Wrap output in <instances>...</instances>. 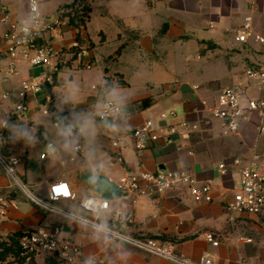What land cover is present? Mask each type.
<instances>
[{
  "label": "crops",
  "instance_id": "1",
  "mask_svg": "<svg viewBox=\"0 0 264 264\" xmlns=\"http://www.w3.org/2000/svg\"><path fill=\"white\" fill-rule=\"evenodd\" d=\"M76 1L81 0H60L57 12ZM85 1L91 11L94 0ZM42 2L39 0V8ZM0 9H5L13 20H24L29 16L28 0H0ZM110 17L117 21L118 27H114L113 33L119 46L114 56L108 59L100 56L104 65L127 58L130 67L146 60L154 67L175 66L182 59L189 66H198L194 71L201 78L179 81L173 86L171 81H178L176 73L162 69L166 85L160 96L156 99L140 98L124 91L128 86L126 75L111 72L106 67L102 79L98 75L101 92L93 95L89 103H95L97 99L101 102V107L95 112V122L100 124L101 130L108 132L104 137L105 142L110 140L109 153L104 156L95 140L86 139L70 126L67 131L77 134L76 144L72 143L75 136H71L70 143L62 141L57 147H45L41 152L45 158L41 156L39 160L34 157L35 140L28 134L40 125L21 122L26 117L33 119L42 113L40 105L32 101L27 115L9 123L1 154L6 159H20L17 171L34 195L47 197L53 182L66 179L76 195L75 201H62L63 207L69 209L67 212L91 220L98 219L102 225L133 237L171 244L177 254L193 262L209 256L213 264H264V225L260 219L243 215L231 226L225 212L239 188V171L233 168L226 176L218 171L221 164L230 163L235 158L249 159L255 150L264 153V137H259L257 132L258 117L254 115L250 121L244 122L238 134L225 135L221 122L211 119L207 112L222 89L214 83L225 82V87L247 83L246 69L264 67V47L253 40L245 44L235 41L247 18H252L254 32L264 37V0H110ZM3 30L5 27L0 29V33ZM97 35L93 42L86 24L82 38L90 47L94 67L97 46L106 44L104 32H97ZM74 38L71 28L66 27L58 41L67 46ZM8 65L9 60L0 63V96L13 92L15 97L3 103L5 111L17 102L16 93L21 83L41 74V70L18 62V76L4 81ZM94 67L85 69L79 61L72 59L56 77L55 84L48 88L55 126L75 121L76 115L57 112L54 86L74 82L79 69L93 72ZM91 90L95 93L98 89L93 86ZM247 96L260 98L264 97V92L250 88ZM146 99L153 100L150 108L177 110L178 122L199 123L200 131L190 141L183 142L181 150L164 147L160 143L138 151L132 131L145 122V111L150 108L136 109ZM108 101H115L122 107L123 114L116 121L101 118ZM1 122L0 115V125ZM67 131L59 129V133L64 135ZM96 140L104 141V138ZM114 143H118V147H114ZM78 146H83L80 152L75 151ZM166 170L189 173L200 181L214 180L213 201L197 203L184 190L156 197L125 195L118 190L117 184L128 171L155 173ZM94 184H98L100 191L92 188ZM8 194V179L0 167V196ZM13 197L20 208L18 211L10 210L5 218L0 219V243L8 242L28 229L49 225L62 227L64 236L80 247L77 264H174L112 241L80 224L65 221L36 207L20 192ZM93 198L109 201L110 210L99 215L85 211L82 202ZM208 232L217 236L218 247L204 239L203 235Z\"/></svg>",
  "mask_w": 264,
  "mask_h": 264
},
{
  "label": "built area",
  "instance_id": "2",
  "mask_svg": "<svg viewBox=\"0 0 264 264\" xmlns=\"http://www.w3.org/2000/svg\"><path fill=\"white\" fill-rule=\"evenodd\" d=\"M29 16L24 20H13L5 9H0V63L9 60L5 71L4 81L18 76V62H25L29 67L41 70V74L24 80L16 100L9 110L3 109V103L11 100L13 92H5L0 96V167L8 179V196H0V219L5 218L10 210L18 211L19 204L13 195L22 193L36 207L60 216L65 221L80 224L95 232L105 235L112 241L128 245L148 255H152L174 264H213L209 256L199 262H193L175 252L171 244H163L150 238H139L127 235L99 223L98 219L91 220L74 213L63 211L56 206L62 201H75L76 195L66 179L53 182L48 189L47 200L34 195L25 184L17 171L21 163L18 158L6 159L1 154V147L5 142L9 123L16 118L27 115L31 111V102L38 103L43 115L50 116L51 99L48 88L53 86L56 77L67 67L70 60L79 61L85 69H92L90 47L82 38L84 27L70 25L69 17H62L63 11H58V20L49 24L41 16L39 0H28ZM69 27L75 38L69 45L58 41L64 28ZM77 36L81 39L78 40ZM253 40L264 47V37L255 33L252 18H247L242 30L235 41L245 44ZM247 83L239 82L231 87H224L218 91L215 104L207 109L211 119L221 122L225 135H236L241 125L258 117L257 132L264 137V97L250 98L247 92L254 88L259 93L264 92V67L256 66L245 70ZM206 105V104H205ZM123 114L122 107L115 101H108L103 109L101 118L106 121H116ZM176 120V114H171ZM164 123V125L162 124ZM73 130L74 127H71ZM200 131L199 123L180 121L169 124L166 114H162L160 123L156 126L152 121H145L132 131V137L138 151H144L162 144L164 147H176L181 150L183 142L190 141ZM118 147V143L113 144ZM82 146L75 148L80 152ZM43 155L42 158H45ZM233 168L239 171V188L233 195V200L225 208L228 222L231 226L243 215H253L264 225V153L257 150L252 152L249 159L235 158L230 163L219 166V173L226 176ZM118 190L125 195L137 197L162 196L177 190H184L197 203H211L213 191L216 187L212 179L200 181L197 177L184 172L157 171H128L117 184ZM82 208L95 215L110 210V202L101 198L88 199L82 202ZM62 227L40 225L22 232L19 241L21 257L26 263L34 261L36 264H77L81 255L80 247L64 236ZM204 239L213 247L219 246L214 233L203 235Z\"/></svg>",
  "mask_w": 264,
  "mask_h": 264
},
{
  "label": "rangeland",
  "instance_id": "3",
  "mask_svg": "<svg viewBox=\"0 0 264 264\" xmlns=\"http://www.w3.org/2000/svg\"><path fill=\"white\" fill-rule=\"evenodd\" d=\"M59 1L60 0H43L41 4V16L49 24H55L58 20L57 9ZM114 27L117 28L118 26L117 21H115L114 18L110 17V0H94L92 9L89 12V20L87 22L88 32L93 42H95L97 39V32L100 33L101 31H103L106 36V44L103 46H97L96 48L97 52L95 54H97V57L94 70L93 72H88L85 69H79L74 82H66L62 85H56L53 88V95L57 112L61 115L74 113V115H76L75 121H69L63 126L59 124L55 126L52 119L54 114L52 113V108L50 106V116H44L42 111L41 114L34 116L33 119H29L28 117H26L21 121L24 124L33 123L34 126L40 125L39 128H33L32 130H30L28 134V137L35 140L32 153L33 156H36L37 159L39 158V160H41V152L48 145L57 147V145L61 144L62 141L70 143L69 140L74 136V142L72 143L76 144V142H78V140H75L77 134H69L71 132L67 131L70 126L74 127L80 134L85 135L86 139L89 138V140H95V145L103 151L104 156L109 153L108 149L110 147V140L109 143L108 140L107 142H105L106 140L104 137V135H107L108 132L101 130L99 126L100 124H97L95 122V112L101 107V102L99 101V99H97V102L89 103V100L93 97V95L101 92V90H99V87L101 85L104 68L106 67H108L111 72H119L126 75V78L128 79V86L124 91L127 94L132 95L133 97L140 98L156 99L160 96V94L163 92V87L166 85V82L163 80L162 72L164 71L162 69L176 73V78L178 79V81H171L173 86L179 83V81L201 78V76H199L194 71L196 68H198V66H196L195 64L194 66L196 67H194L193 64L189 66L185 62V60L182 59H180L178 61V65L176 64L175 66L163 65L154 67L151 66L146 60L143 62L140 61L134 67H130L128 63L129 60H127V58L115 63L110 62L108 66L104 65V61H101L100 56L102 55L107 59L110 56H114V52L118 49L119 46L113 33ZM99 38L101 39L102 37L99 36ZM130 70H133V72H131ZM95 74H97V77H95ZM98 75L101 79L98 77ZM213 85L223 88L227 85V83L217 82ZM93 86L98 89L95 93H93L91 90ZM145 112L147 113L145 116V121H152L156 126L160 123L162 114L167 115L169 124L178 122L177 119L174 120L171 117L172 113L178 116V111L175 109L161 110L159 108L153 107L146 110ZM60 128L66 130L67 135L60 134ZM71 136L72 138H70ZM97 138H104V141L96 140ZM39 163L41 164V162ZM35 195L44 200H47V197H43V195ZM56 206L63 211H69V209L63 207L62 202L57 203ZM3 264L12 263L9 260Z\"/></svg>",
  "mask_w": 264,
  "mask_h": 264
},
{
  "label": "trees",
  "instance_id": "4",
  "mask_svg": "<svg viewBox=\"0 0 264 264\" xmlns=\"http://www.w3.org/2000/svg\"><path fill=\"white\" fill-rule=\"evenodd\" d=\"M59 11H63V14L61 15L63 18L69 17L70 25L77 27L83 26L85 30L86 24L89 20L90 12V9L85 0L76 1L71 5L61 8ZM77 39L80 40L81 37L77 36ZM152 105L153 100L146 99L139 104L136 110H146ZM21 236L22 234L16 237H12L8 242L0 243V264H3L9 260L12 264H36L34 261L26 263L25 259L21 257V251L19 246Z\"/></svg>",
  "mask_w": 264,
  "mask_h": 264
},
{
  "label": "water",
  "instance_id": "5",
  "mask_svg": "<svg viewBox=\"0 0 264 264\" xmlns=\"http://www.w3.org/2000/svg\"><path fill=\"white\" fill-rule=\"evenodd\" d=\"M92 188H93L94 190H96V191H100L98 184H94V185L92 186ZM105 194H107V193H105Z\"/></svg>",
  "mask_w": 264,
  "mask_h": 264
}]
</instances>
